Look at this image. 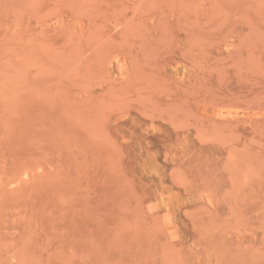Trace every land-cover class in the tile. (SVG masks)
<instances>
[{
	"label": "rangeland",
	"instance_id": "374dc122",
	"mask_svg": "<svg viewBox=\"0 0 264 264\" xmlns=\"http://www.w3.org/2000/svg\"><path fill=\"white\" fill-rule=\"evenodd\" d=\"M0 264H264V0H0Z\"/></svg>",
	"mask_w": 264,
	"mask_h": 264
}]
</instances>
